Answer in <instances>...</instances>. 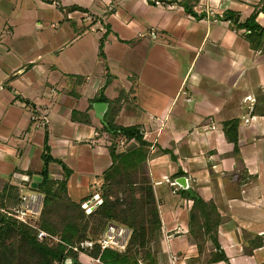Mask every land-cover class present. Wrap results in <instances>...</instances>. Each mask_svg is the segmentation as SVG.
<instances>
[{
  "label": "crops",
  "instance_id": "0c3cea01",
  "mask_svg": "<svg viewBox=\"0 0 264 264\" xmlns=\"http://www.w3.org/2000/svg\"><path fill=\"white\" fill-rule=\"evenodd\" d=\"M181 1L0 0V191L16 173L38 175L48 133L56 159L49 170L63 179V164L69 168L71 199L100 194L112 163L105 119L115 111L116 124L139 125L151 142L162 221L151 264H264V246L243 252L264 234V53L223 17L231 10L245 20L258 8L264 27V0H198L201 17ZM99 93L121 101L92 102ZM232 119L239 120L238 154L224 131ZM134 143L121 139L117 151ZM183 176L218 207L222 261L206 262L190 233L196 203L174 184ZM91 252L76 253L79 264H99Z\"/></svg>",
  "mask_w": 264,
  "mask_h": 264
},
{
  "label": "trees",
  "instance_id": "16d2710c",
  "mask_svg": "<svg viewBox=\"0 0 264 264\" xmlns=\"http://www.w3.org/2000/svg\"><path fill=\"white\" fill-rule=\"evenodd\" d=\"M45 1L52 3L54 0ZM197 1L182 0L181 3L188 13L201 17L203 15L194 10V3ZM70 9L86 10L77 5L71 6ZM260 11L256 8L245 20L241 19L238 12L231 10L226 11L223 17L230 20L236 29L243 30L244 37L249 41L252 49L264 53V27L257 21ZM109 31L110 28L100 41L101 56L105 55L104 46ZM101 94L99 93L92 102L109 101ZM120 101L121 94L118 99L109 101L110 106ZM114 112L112 116L108 112L104 126L105 131L113 136V142L109 147L112 163L103 173L104 183L100 189L103 203L92 213L87 214L82 203L73 201L68 194L69 168L63 164L66 171L63 179L51 175L49 165L56 159L50 152L49 136L46 133L42 154L44 166L36 173L42 177V181L36 188L32 186L35 173L28 172L31 178L29 189L43 195L41 215L35 226L25 224L11 214L13 200L19 194V186L7 183L0 191V264H63L67 257H76L77 254L67 250L65 244L49 245L47 242H41L38 239L39 229L59 235L66 244L73 245L84 239L99 238L111 223L131 229L132 235L127 249L124 252L112 249L101 252V247L96 246L91 255L100 258L105 264L155 263V257L161 246L162 221L148 166L151 142L144 138L139 125L116 124ZM224 131L227 139L234 143V154H238L240 152L239 120L224 122ZM121 139H134L135 143L129 145L126 151L118 152L117 146ZM175 175H185V172L179 171ZM182 195L191 197L186 192ZM193 199L200 206L201 212L191 210L190 233L198 241L200 252L205 249L203 242H206L205 238L202 240L201 238L204 235L209 236L213 249L210 250L211 259L208 262L222 261L226 255L219 242L218 228L221 215L218 207L213 201H205L201 196ZM262 246H264V234L250 238L244 245L243 252L251 255L255 249Z\"/></svg>",
  "mask_w": 264,
  "mask_h": 264
},
{
  "label": "built area",
  "instance_id": "2783aa9c",
  "mask_svg": "<svg viewBox=\"0 0 264 264\" xmlns=\"http://www.w3.org/2000/svg\"><path fill=\"white\" fill-rule=\"evenodd\" d=\"M248 121V120H246ZM14 181L19 186V194L12 205L11 214L25 224L35 226L39 219L43 205V195L29 189L31 178L29 175L16 173ZM93 198L82 203V207L87 214L92 213L98 206L103 203L99 193L94 194ZM132 231L130 228L114 223L109 224L103 233L97 239H84L76 244H66L59 235H53L43 229L38 231V239L41 242H47L49 245L65 244L67 250H71L81 257V254H88L96 246L101 247V252L106 249H112L118 252H124L127 249ZM95 261L101 264V259L97 257ZM64 264V263H63Z\"/></svg>",
  "mask_w": 264,
  "mask_h": 264
},
{
  "label": "water",
  "instance_id": "95a60500",
  "mask_svg": "<svg viewBox=\"0 0 264 264\" xmlns=\"http://www.w3.org/2000/svg\"><path fill=\"white\" fill-rule=\"evenodd\" d=\"M105 105L106 104L104 103H99L95 106L96 113L100 118H102V115L100 114V112L103 110V107ZM41 181H42L41 176L39 175L34 176L33 181H32V186L36 188ZM174 184L182 192L186 191L192 198L199 197V195L194 190V183L192 179L189 178L188 176L176 178L174 181ZM64 264H79V260L76 257L69 256L65 259Z\"/></svg>",
  "mask_w": 264,
  "mask_h": 264
},
{
  "label": "rangeland",
  "instance_id": "374dc122",
  "mask_svg": "<svg viewBox=\"0 0 264 264\" xmlns=\"http://www.w3.org/2000/svg\"><path fill=\"white\" fill-rule=\"evenodd\" d=\"M121 149H122V148H121ZM50 173H51L52 176H57V175H58V174H57L55 171H53V170L50 171ZM14 200H15V199H14ZM14 200H13V203H14ZM12 205H13V204H12ZM192 210H194V212H197V213H200V212H201V209H200V206H198V203H196V205L194 204ZM206 210H207V209H206ZM220 215H221V214H220ZM203 238H205L206 242H207V240L210 241L209 236L204 235V236L201 238V240H202ZM206 242H205V241L203 242V243H204V246H205V249L203 250V252H201V254L203 255L202 257L204 258V260H205L206 262H208V261L211 259V252H210V250L213 249V244H212V242H211L210 245H206Z\"/></svg>",
  "mask_w": 264,
  "mask_h": 264
}]
</instances>
